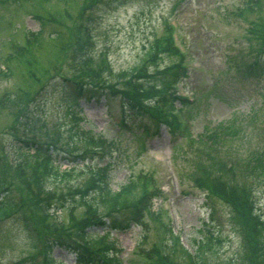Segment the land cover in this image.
Wrapping results in <instances>:
<instances>
[{
	"label": "rangeland",
	"instance_id": "1",
	"mask_svg": "<svg viewBox=\"0 0 264 264\" xmlns=\"http://www.w3.org/2000/svg\"><path fill=\"white\" fill-rule=\"evenodd\" d=\"M244 1L50 0L36 6L0 0V67L8 70L0 72V178L17 203L0 220V264H41L46 240L76 234L92 214L102 216L104 207H97L88 187L92 178L101 179L103 168L113 193L129 182L137 186L132 193L139 218L105 235L114 240L120 262L152 264L146 252L154 249L157 258L187 264L188 255L167 252L175 233L193 261L200 252L203 264L263 263L261 254H245L243 230L230 205L197 183L207 172L231 170L221 173L233 182L226 181L228 186L252 191L253 213L264 219V179L246 170L251 155L264 150V72L251 69L255 59L264 61V33L258 31L264 30V1L254 12L241 11ZM41 28L44 34L33 41ZM56 29L61 38H53ZM172 34L184 55L174 46L177 54L164 50L162 38ZM154 45L157 57L143 64ZM184 60L185 69L171 82L180 97L154 107L155 117L126 108L119 96L79 103L61 87L64 77L112 86L138 65L136 82L153 86L148 77L154 71ZM20 90L29 93L25 106L3 107L4 94ZM26 139L67 156L55 161L60 170L40 174L30 163L35 154L24 149ZM88 150L103 153L81 156L85 161L73 167L69 157ZM148 185L156 190L144 197L147 204ZM54 256L62 264H91L64 248Z\"/></svg>",
	"mask_w": 264,
	"mask_h": 264
},
{
	"label": "trees",
	"instance_id": "2",
	"mask_svg": "<svg viewBox=\"0 0 264 264\" xmlns=\"http://www.w3.org/2000/svg\"><path fill=\"white\" fill-rule=\"evenodd\" d=\"M21 1H29L30 4L36 6H43L50 2V0ZM263 1L264 0H245V4L243 3L241 6V11H261ZM45 17L46 16H44V18H40L43 24H46L47 22ZM258 31L264 33L263 29H258ZM56 32L58 36L61 35L60 30L56 29ZM262 36L264 38V35ZM162 41L165 47L167 46L164 48L165 51H168L172 54H177V52L171 48L172 42L169 35L163 37ZM158 53L159 52L156 50V45H154L151 48L148 56L143 60V64L149 60L150 56L157 57ZM260 61L255 60L252 61L251 64V69L253 71L256 70L255 72L258 70L259 74L264 72V61L262 63H260ZM139 67L140 66L138 65L132 70L120 74L119 77L122 79H120L121 82H113L112 86L91 84L86 79H66L67 81L65 80L61 87L64 89V91L68 90V93L73 95L77 102H79L81 99L101 100L103 98L107 99L110 96L119 95L124 100V104L129 107V109L134 110L136 113H141L142 115L145 112H149L151 113L150 115L155 117L157 112L154 110V107L173 103V98H175V96L171 90V82L182 71L181 64L180 61H177L163 70L154 71L152 75L148 77V79H151L152 82L156 81V84L153 86H141L136 82L139 80L135 77L138 73L137 70H141V67ZM143 72L145 73V71H142L141 73ZM158 89H160L161 92L155 94V100L151 104H147L144 97L149 96L151 92H154ZM28 96L29 93L26 90H20L19 92L13 94L8 92L4 94L1 103H3V107H7L6 109H20L27 103ZM155 125L158 127V124ZM23 142L26 144V147L24 148L26 151H34V160H30V163L34 164L35 167L40 169V174L44 173V170L45 172L48 171L53 174L60 170L55 163V159L57 158L54 156L52 146L48 144L36 145L35 142H29L27 140H23ZM24 156H26V154H23L21 158ZM38 157L42 158L38 159ZM78 159V156L73 157L74 161H78ZM43 167H49V169ZM225 170L226 171L219 168L218 171L215 170L212 172H207L205 173L204 178H199L197 180V183L200 186L207 188L210 194L214 196H220L230 205L232 209V217L235 219L236 223H239L240 229L243 230V247L246 248L245 254H261V260L263 261L262 264H264V230L261 229L264 227V219L259 214L253 213V209L256 208V204L253 194H250L252 191H250V193L244 194L245 191L242 189L238 190V187L236 186L235 188H230L226 181L230 183L233 182L231 179L225 180L221 173L231 172V170ZM246 170L248 174L251 172L256 178H259V180L264 179V150L261 149L251 155L247 162ZM68 171L71 170L69 169ZM68 171L66 170V173H68ZM107 174V172H103L101 174L100 180L104 181L103 185H98L96 183L98 180L92 178L91 180L93 182L91 184L93 186L90 185L88 188L91 191H94L97 207H104L103 215L106 214L105 216L109 218L106 217L105 219L92 214L87 223L76 228L74 232L76 234L67 232L66 234L59 235L54 239L46 240L43 247V257L41 264H61L54 256V250L56 247H62L77 253L78 259L81 262L87 261L91 264H118V259L114 258V256L109 252V243L106 242L104 236H101L98 234V232L96 233V231L101 227L104 228L107 233H110L111 229L125 230L129 228L133 222H136V216L139 218L138 214L140 212L134 213L136 210L135 203L137 202L138 198L135 200L132 193V187L135 189L137 186L129 182L119 191L113 193ZM5 185L4 179L0 178V196L1 193L4 194L0 197V220L8 215L13 214L17 209V203L11 199L10 193L4 192L6 191ZM250 186H244V188H250ZM140 187H142L141 183L139 184V188ZM144 197L145 195H143L144 202L148 204V199H144ZM245 213H247V216L244 215ZM170 239L171 241H167L166 245V247L168 246V253L173 255L176 250H179L184 255H188L187 264H203L204 260L202 259L200 252V257L193 261V259H190L191 254L183 245H179V240L176 237L171 236ZM178 245L180 248H177ZM151 251V254L146 252V255L151 257L153 260L152 264H171V260L169 258H167L168 260H166L164 256L157 258L154 255L156 251L154 249ZM251 263L257 264V261L253 259ZM16 264L20 263L18 262Z\"/></svg>",
	"mask_w": 264,
	"mask_h": 264
}]
</instances>
